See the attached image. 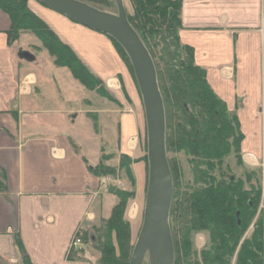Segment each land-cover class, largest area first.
Returning <instances> with one entry per match:
<instances>
[{
	"label": "crops",
	"instance_id": "crops-1",
	"mask_svg": "<svg viewBox=\"0 0 264 264\" xmlns=\"http://www.w3.org/2000/svg\"><path fill=\"white\" fill-rule=\"evenodd\" d=\"M28 5L112 101L96 90L76 95L65 88L67 99L78 96L75 108L43 106L65 98L43 96L36 75L25 73L26 61L18 54L27 50L9 41L11 21L0 11V264H25L26 259L31 264H97L96 234L112 220L119 199L99 188L94 168L105 153L140 156L146 133L142 98L107 36L33 0ZM181 22V43L194 50L211 88L238 116L244 167L258 170L264 157V0H182ZM63 32L76 36V42ZM27 76L31 88L22 93ZM132 170L137 211L130 216L133 204L127 216L135 238L142 224L147 165L136 160ZM77 233L85 245L69 256Z\"/></svg>",
	"mask_w": 264,
	"mask_h": 264
},
{
	"label": "trees",
	"instance_id": "trees-1",
	"mask_svg": "<svg viewBox=\"0 0 264 264\" xmlns=\"http://www.w3.org/2000/svg\"><path fill=\"white\" fill-rule=\"evenodd\" d=\"M29 1L0 0V11L11 21L9 41L34 34L54 58L56 67L68 69L87 91L99 92L95 85L99 84L97 78L30 10ZM78 1L117 14L114 0ZM123 2L130 25L153 59L164 101L166 150L174 186L170 211L174 264H264V209L251 227L262 201L261 171H248L244 167L241 152L244 136L237 114L229 111L215 94L206 69L195 62L194 50L181 43L182 0ZM108 38L135 80L125 51ZM139 149L141 154L135 159L105 153L94 168L99 179L113 180L106 190L119 199L112 220L102 223L96 234L93 249L98 254L97 264H130L134 244L127 213L136 200L132 165L136 160L148 165L146 140L139 144ZM177 155L191 176L186 183L184 171L173 158ZM117 156L121 158L118 164L106 165ZM233 161L243 171L239 175L232 171ZM198 235L206 237L202 248L195 245ZM25 264L31 263L26 259Z\"/></svg>",
	"mask_w": 264,
	"mask_h": 264
},
{
	"label": "water",
	"instance_id": "water-1",
	"mask_svg": "<svg viewBox=\"0 0 264 264\" xmlns=\"http://www.w3.org/2000/svg\"><path fill=\"white\" fill-rule=\"evenodd\" d=\"M42 6L119 44L129 58L143 102L146 132L148 182L143 222L130 264H174L175 250L170 228L173 179L166 150V113L153 59L130 25L123 0H114L117 14L96 9L78 0H35ZM21 60L35 57L19 51Z\"/></svg>",
	"mask_w": 264,
	"mask_h": 264
},
{
	"label": "rangeland",
	"instance_id": "rangeland-1",
	"mask_svg": "<svg viewBox=\"0 0 264 264\" xmlns=\"http://www.w3.org/2000/svg\"><path fill=\"white\" fill-rule=\"evenodd\" d=\"M33 1H35V0H33ZM29 7H30V5H29ZM42 21H44V20H42ZM47 26L49 28L51 27L48 24H47ZM63 33H64L65 36H67L69 38L71 37L73 39V41L76 42V40H77L76 36H70L69 33H66V32H63ZM55 34L58 37V39L60 40V36L57 33H55ZM17 42H18V44L21 47H23L24 50H27V52L29 51V53L32 54L35 57V59H36L35 62H32V63H27L26 62V64H24V68H25V73L26 74L30 73V74H35L36 75V79H37V81H39V84L38 85L35 84V86L38 87L39 91L41 90L43 92V96H45L44 94H48L49 98H51L55 94H59L60 93L62 95V97L65 98L64 102L63 101H60V102L44 101L43 102V106H49V105L51 107L58 106V107H60V109L61 108L69 109V108H72V107L75 108L76 104L74 103L75 102L74 99H76V97H78V96L73 97V99H67L66 98V93L69 94V92L65 91V88H67L69 91H71L73 93H76V95H78V93L80 94V92L83 94L84 90H86L84 88V86L80 82H78L77 80L74 79V77L72 76L71 72L68 69L61 68L59 66L56 67L54 65V58L45 49L42 48V44L39 42V40L37 39V37L34 34H25L22 37H20ZM114 48H115L117 54L119 55V53H118V51H117L115 46H114ZM123 62H124V60H123ZM29 78H30V76H27L22 81V83L24 82L25 88H28L27 90H30V88H31V86H28L30 84ZM95 85H97L96 89L99 90V93L104 98L107 97L109 100L112 101V99L106 93L102 92V85H101L100 82H99V84L96 83ZM109 86H110V84H108V87ZM104 94H106V96H104ZM63 95H65V96H63ZM144 140H146V143H147V132L145 133ZM85 145H86V143H85ZM173 158L176 159L179 162V164H180V166L182 168V172L184 171V173L186 175V179H184V182L186 183V180L191 178L189 172L186 173L187 165L185 164V162L180 160V156L179 155H177V156H175ZM114 160L115 161L113 163H107L106 162V165L107 166H112L113 164H118L119 161L121 160V158H119V156H117ZM108 162H110V161H108ZM234 163L235 162L233 161V163L231 164L232 171L236 172V174L239 175L238 173L243 172V171L238 169V168H236L235 167L236 165ZM252 163L253 162L251 161V164ZM258 163H260V161H258ZM147 168H148V165H147ZM257 168H258V170L261 171V168L259 166H257ZM182 176H183V174H181V180H182V184H183V177ZM260 181H261V186H263L262 171H261V175H260ZM147 182H148V175H147ZM147 182H146V186H147ZM182 188H184V186H182ZM146 192H147V187H146ZM145 198H146V193H145ZM261 199H262V205L258 208L257 216H255V219H254L251 227L255 224V222L258 220V218L263 215L264 198L262 197V188H261ZM143 205L145 207V202H144ZM144 207L142 206V209H141L142 222H143ZM136 211H137V209H136ZM171 226L173 227V229H176V224H174L173 221H172ZM140 230H141V226L139 228L137 237L132 238L134 245H135V243L137 241V238H138ZM195 240H196V244L195 245H196L197 248L204 247V245L206 243V237L205 236L198 235V236H196ZM69 256H71V254ZM144 264H148V260H146Z\"/></svg>",
	"mask_w": 264,
	"mask_h": 264
},
{
	"label": "built area",
	"instance_id": "built-area-1",
	"mask_svg": "<svg viewBox=\"0 0 264 264\" xmlns=\"http://www.w3.org/2000/svg\"><path fill=\"white\" fill-rule=\"evenodd\" d=\"M264 32V30H263ZM30 86V84L28 85ZM28 88H25L24 82L21 83L20 85V91L22 93H28L29 90H27ZM257 166H259L261 168L262 171V177H263V186H261L262 188V197L264 198V157L263 159L260 161V163H257ZM112 180L110 178H102L100 181V189H106L108 187V184L111 183ZM261 205H262V201H261ZM134 206H136V204H134ZM84 244H83V240L82 237L77 233L75 234V236L73 237V239L70 242V246H69V254L72 252H77L79 250H81L83 248Z\"/></svg>",
	"mask_w": 264,
	"mask_h": 264
},
{
	"label": "bare ground",
	"instance_id": "bare-ground-1",
	"mask_svg": "<svg viewBox=\"0 0 264 264\" xmlns=\"http://www.w3.org/2000/svg\"><path fill=\"white\" fill-rule=\"evenodd\" d=\"M135 213H136V206H134V207L131 208L130 216L131 217H134L135 216Z\"/></svg>",
	"mask_w": 264,
	"mask_h": 264
}]
</instances>
